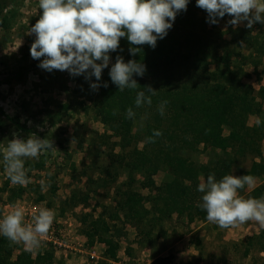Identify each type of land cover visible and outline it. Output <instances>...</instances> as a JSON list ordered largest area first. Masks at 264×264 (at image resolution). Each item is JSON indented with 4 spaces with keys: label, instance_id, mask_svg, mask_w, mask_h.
I'll list each match as a JSON object with an SVG mask.
<instances>
[{
    "label": "trees",
    "instance_id": "16d2710c",
    "mask_svg": "<svg viewBox=\"0 0 264 264\" xmlns=\"http://www.w3.org/2000/svg\"><path fill=\"white\" fill-rule=\"evenodd\" d=\"M11 2L13 0H0V16ZM198 13L203 16L200 21L197 19ZM226 18L231 19L227 14L222 19ZM176 19V24L168 30L167 35L157 40L155 48L130 45L126 38H121L117 51L110 53L112 63L119 55L125 62L135 60L146 66L143 76H133L139 85L137 89L125 88L120 91L107 74L100 81L101 85L107 83V87L101 86L97 92L92 90L89 100L94 114L92 119L111 134L98 135L100 142L90 152L91 164L98 165L101 177L95 181L88 178V184L93 183L99 189L107 190L116 183L120 173L126 174L127 182L124 187L116 189L113 207L96 206V209L100 208L97 216L87 212L80 215L81 235L87 246H104L103 259L87 264H111L117 261L120 247L116 237L122 235V228L117 222L132 225L138 231V236L142 237L141 241L152 245L160 239L167 241L170 238L164 223L174 218L176 224L182 226L207 222L206 212L199 207L202 196L197 191L200 175L206 179L209 174H214L219 180L236 170L237 176L251 175L255 180L264 178V87L256 90L243 81L244 67L250 65L256 72L264 58L263 35L261 32L252 34L253 27L259 24H254L252 28L236 26L230 30V39L223 40L221 34L220 42L212 44L211 33L206 30L210 25L206 22L207 13L196 6L195 0H189L187 10L178 13ZM6 22L5 14L0 23L2 27H6ZM232 45L244 50H233ZM130 47H140L141 50L131 55ZM207 59L215 65L213 71H209L211 64ZM176 72L184 75L185 80H176ZM23 75L18 74L17 77ZM4 82L8 83L9 79L0 81V85ZM147 86L156 91L154 95L147 93ZM138 91L151 95V105L144 103L136 107ZM165 100L168 103L161 116L158 106ZM84 105L85 102L81 104L82 107ZM72 108L71 103L60 104L56 112L48 114L54 118L49 124L53 126L61 122ZM129 108L136 114L132 119L126 116ZM250 116H257L259 123L257 121L249 126ZM1 119L9 121L19 132H26L18 118L8 116L0 108V130L4 128ZM136 122L142 126L134 131ZM154 130L162 132V135L154 137V143H148L147 138L153 135ZM31 132L52 142L56 138L47 130L42 134ZM112 137L118 140L109 142ZM140 143L141 148L138 147ZM116 147L119 148L118 153L114 150ZM198 152H208L206 164H196L188 157ZM103 155L107 163L99 166L97 158ZM0 157L3 158L1 151ZM249 157L252 159L250 167L242 169L241 163ZM25 165L28 178L33 171L42 172L44 168L40 158ZM160 168L165 170L166 179L158 186L153 177ZM71 169H74L73 165ZM137 176L140 182L136 180ZM137 183L140 189L147 190L149 194L143 195L136 190L134 185ZM3 186L1 191L7 194L4 206L16 204L26 190L21 185L9 187L6 182ZM246 187L239 190L241 196ZM50 190L55 195L57 186L51 185ZM89 193L73 190L62 202L60 215L64 214L66 207L73 210L79 206L87 207ZM246 196L264 197V186L254 188ZM42 200L43 197L39 195L38 201L41 203ZM172 231L176 234L175 227ZM190 241L201 255L200 259L204 257L201 240L193 238ZM17 247V244L0 236V264H55L51 246H46L45 250L36 252L34 256L21 250L13 257ZM221 248L225 252L242 249V258H248L254 252L264 253V230L241 241L223 243ZM216 261L215 264H220L227 261V257H219ZM169 263V257L157 260V264ZM60 264H63L62 260Z\"/></svg>",
    "mask_w": 264,
    "mask_h": 264
},
{
    "label": "rangeland",
    "instance_id": "374dc122",
    "mask_svg": "<svg viewBox=\"0 0 264 264\" xmlns=\"http://www.w3.org/2000/svg\"><path fill=\"white\" fill-rule=\"evenodd\" d=\"M5 14L7 16L6 27H2L0 24V81L3 82V79L8 78L9 82L0 85V108L8 116L18 118L21 125L25 126L26 132H19L9 121L1 119L4 124V128L0 130L1 154L3 155V150L9 140L14 137L26 139L32 135L31 130L39 134L47 130V132L56 136L53 144H55L54 147L57 150H49L39 156L44 162L43 171H33L31 173L30 182L25 186V193L19 201L25 203L26 206L38 205L54 210L55 216H59L63 220L68 219L73 224L76 233L81 235L80 215L87 212L97 216L100 208L96 209V206L101 208L113 207L115 205L114 193L116 189L124 187L127 182L126 174L120 173L116 183L107 190H101L93 183L88 184V178L95 181L101 177L100 170L97 169L98 165L91 164L92 156L90 152L100 142L98 135L111 134L99 122L92 119L94 114L89 101L92 96L90 83L96 82L95 77L85 80L83 75L71 76L67 71L53 70L48 72L38 67L39 60L31 58L29 49L35 36L29 34V30L39 18L38 0H13L3 12V15L0 16V23ZM202 17V14H197L198 21ZM176 20L175 18L173 25L176 24ZM228 20L227 18H218V23L207 26L206 30L211 33L212 44L220 42L219 36L221 34L223 40L230 39V30L235 27L229 25ZM245 24L246 22H242L238 26H245ZM255 24L260 26V23ZM263 25L253 27L252 34L262 32ZM253 26L255 25L253 24ZM231 48L241 50V52L244 50L239 47L235 48L233 45ZM210 50H212V47ZM243 54H246V52ZM208 62L211 64L208 68L209 71H213L215 65L209 60ZM111 64L110 58L109 67L103 69L101 79L109 74ZM263 64L264 58L260 66ZM260 70L263 71L261 68ZM244 72V83L256 87L261 77L253 71V67L250 65L244 67ZM262 73L264 74V72ZM18 74L24 75L19 78L17 77ZM174 76L176 80L178 78L185 80L184 75H179L177 72ZM94 96L95 92L93 98ZM83 102L86 104L84 107L81 106ZM65 103H71L73 108L64 116L61 122L53 126L50 125L49 122L54 118L48 114L56 112L57 107ZM257 121V116H250L248 125H255ZM140 126L142 124L136 122L133 130L137 131ZM117 140L112 137L109 142ZM138 147L141 148L142 144L140 143ZM114 150L116 153L119 152L117 147ZM188 157L196 164H206L209 160L208 152L189 154ZM37 159H26L24 167L26 163L36 162ZM251 161L250 157L247 158L241 163V168L248 169ZM97 162L100 166L105 165L107 160L103 155L97 158ZM72 165L74 169H71ZM25 169L27 170L26 167ZM232 175L237 176V171L233 170ZM201 177L203 176L200 175L198 178L199 182ZM136 178L140 182V177L137 176ZM153 178L156 185H161L166 179L165 170L160 168ZM5 182L9 184V187L15 186L8 178L3 165V158L0 157V218L6 212L3 207L7 194L1 191ZM51 185L57 186L55 195L50 190ZM259 186H264V178L255 180L251 187L247 186L243 197L248 198L246 195ZM134 188L143 195L149 194L147 190L140 189L138 183L134 185ZM75 189L85 193L90 192L89 205L87 207L79 206L74 210L66 207L64 214L60 215L61 210H63L62 202ZM39 195L43 197L41 203L38 201ZM117 224L122 228V235L116 237L120 248L117 261L111 262V264H157V260L163 257L170 258L169 264H215L217 263L216 260L222 256H226L227 261H222L220 264H252L254 261L255 264L264 263L263 252H254L248 258H242V249L240 251L231 249L230 252H225V249L221 248L223 243L237 242L257 235L261 229L254 222L223 229L208 221L182 226L176 224L174 218L173 221L164 223V228L168 231L170 238L167 241L160 239L154 245L141 241L142 237L138 236V231L132 225H123L122 222H117ZM174 227L176 228V234L172 231ZM193 238H199L204 245L203 255L205 256L201 259V255L191 244L190 240ZM17 246L19 247L14 250L13 257L21 250L28 251L34 256L36 252L46 249L44 245L32 251H29L22 244H17ZM99 246L100 251H103L104 246ZM54 255L55 264H60V260L63 261V264H84L86 262L85 257H81L80 254L67 255L66 257L60 253Z\"/></svg>",
    "mask_w": 264,
    "mask_h": 264
},
{
    "label": "clouds",
    "instance_id": "9594fccd",
    "mask_svg": "<svg viewBox=\"0 0 264 264\" xmlns=\"http://www.w3.org/2000/svg\"><path fill=\"white\" fill-rule=\"evenodd\" d=\"M188 3L189 0H38L39 18L29 30L35 36L30 56L39 60L38 67L48 72L67 71L71 76L83 75L85 80L95 77L96 82L90 83L93 91L107 87V83L101 85L99 81L103 69L109 67V54L117 51L120 39L126 38L130 45L155 48L157 40L163 39L173 26L176 15L187 10ZM195 3L207 13L206 22L210 24L218 23V18L226 14L231 17L227 23L233 27L242 22H246L247 28L255 23L264 24V0H195ZM140 50L130 47L129 53L136 55ZM145 71L144 64L135 60L125 62L117 55L109 76L123 91L137 89L139 85L133 76H143ZM145 89L151 95L156 92L150 86ZM151 95L138 91L136 107L151 105ZM167 103L165 100L158 106L161 116ZM135 115L131 108L126 112L129 119ZM161 135L162 132L154 130L147 142L154 143V137ZM49 150H57L52 140L35 134L9 140L3 150V165L11 183L26 186L30 181L25 160L37 159ZM254 180L251 175L226 174L219 180L214 174L206 179L201 177L197 188L202 193L199 207L206 212L207 221L223 229L247 222L264 229V197L245 198L239 194L245 186H253ZM13 209L0 218V236L22 244L29 251L38 249L54 223L55 211L39 208L32 222L26 224L24 212L17 206Z\"/></svg>",
    "mask_w": 264,
    "mask_h": 264
},
{
    "label": "built area",
    "instance_id": "2783aa9c",
    "mask_svg": "<svg viewBox=\"0 0 264 264\" xmlns=\"http://www.w3.org/2000/svg\"><path fill=\"white\" fill-rule=\"evenodd\" d=\"M16 206L24 212V223L26 224L32 222L33 214L37 209L42 208L38 205L33 207H30V205L26 206L25 203L21 202H18ZM13 210V208L12 210H5L3 217ZM42 245L51 246L54 254H64L65 257L67 255L80 254L81 257H85L86 262L84 264L89 261L97 262L103 259V251H100L98 244L88 247L86 240L76 233L73 224L68 219L63 220L59 216H55L54 223L47 236L43 238Z\"/></svg>",
    "mask_w": 264,
    "mask_h": 264
},
{
    "label": "crops",
    "instance_id": "0c3cea01",
    "mask_svg": "<svg viewBox=\"0 0 264 264\" xmlns=\"http://www.w3.org/2000/svg\"><path fill=\"white\" fill-rule=\"evenodd\" d=\"M261 33H262V35H263V38H264V25L262 26V28H261ZM264 65V64H263ZM260 66L259 68H257V70H256V74H258L259 75V77H261V79H259V84H257L256 85V87H255V89L257 90L259 87H264V74L262 73V72H264V66ZM260 68L263 70V71H261L260 70ZM254 71V70H253ZM260 73V74H259ZM263 74V75H262ZM262 75V76H261ZM263 109H264V106H263ZM262 154H263V157H264V140H263V142H262ZM18 202H20V201H18ZM18 202H16V204H14V205H11V206H9V205H6V206H4L3 208H4V210H12V208H13V206H16L17 204H18ZM21 203H23V202H21ZM261 229V228H260ZM261 230H264V229H261Z\"/></svg>",
    "mask_w": 264,
    "mask_h": 264
}]
</instances>
